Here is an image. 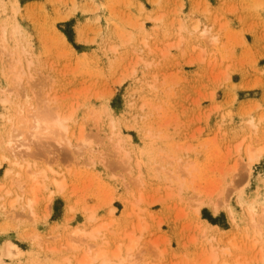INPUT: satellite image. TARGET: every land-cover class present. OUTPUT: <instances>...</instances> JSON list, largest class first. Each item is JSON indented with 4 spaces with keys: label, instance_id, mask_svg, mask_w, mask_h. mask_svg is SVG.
Listing matches in <instances>:
<instances>
[{
    "label": "rangeland",
    "instance_id": "obj_1",
    "mask_svg": "<svg viewBox=\"0 0 264 264\" xmlns=\"http://www.w3.org/2000/svg\"><path fill=\"white\" fill-rule=\"evenodd\" d=\"M2 1L3 95L71 115L72 129L71 144L56 132L0 149L2 263L104 250L123 264H264V156L248 165L264 144V0ZM6 112L0 101V126ZM100 225L105 235H73ZM8 240L19 255L3 253Z\"/></svg>",
    "mask_w": 264,
    "mask_h": 264
},
{
    "label": "bare ground",
    "instance_id": "obj_2",
    "mask_svg": "<svg viewBox=\"0 0 264 264\" xmlns=\"http://www.w3.org/2000/svg\"><path fill=\"white\" fill-rule=\"evenodd\" d=\"M16 4L14 5V7L16 9H18L17 7V3L18 0H15ZM7 10V7L5 6V4L3 3L2 0H0V13L1 12H5ZM199 24L195 25V28H198ZM0 29L3 31V36L2 38L0 37V41H5L7 38V27H5L4 25L0 26ZM207 31V30H205ZM12 36L14 35H19V36H23L24 32H25V28L23 27V25H21L20 23H16L15 25L11 26V30H10ZM215 40V36L211 37V41ZM6 88H2L0 87V101L1 103H3V106H5V108L7 109V112L3 114V119L5 120V123L3 126H0V149H4V150H8L13 152L14 154L18 153V152H22L24 151L25 148L29 147V145H27L30 141H27L29 138L32 140H37V139H41L42 137V141L46 142L49 139L51 140H57L58 138L56 137L57 135L55 134L57 133H61L62 136L58 139L59 143H63L66 142L68 144L72 143V139L70 137V132H72V129L70 128V116H63L62 114H60L59 112H52L50 113L47 111H44V113H34V112H28L27 109H25V107L18 102V100L14 101L13 99L9 98L7 95L10 93L9 90L6 92ZM6 93L7 95H3V93ZM9 105V106H8ZM32 109V107H31ZM36 110V108H33V110ZM39 111V110H38ZM43 112V111H42ZM46 112V113H45ZM249 125L253 128H255V130H258L260 128V124L258 121L250 119L249 120ZM3 127V128H2ZM58 134V135H59ZM44 135L46 140L43 139L44 137L42 136ZM54 135V136H53ZM56 135V136H55ZM48 136V137H47ZM50 137H54L55 139H52ZM28 138V139H27ZM49 138V139H47ZM57 138V139H56ZM81 139L84 141L85 138L83 136H81ZM38 141H34L35 143H38ZM86 141V140H85ZM50 142V140L48 141ZM33 143V142H32ZM249 153H248V165H249V170L252 169V163L253 162H257L259 161L263 156H264V144L259 145L258 147L251 149L249 148ZM4 158H7V156H4ZM14 163H17L16 161H12ZM2 164V161H0V166ZM11 172V167H9V169L7 170V174H10ZM42 177H46V171L45 170H40V171H35L31 174V179L33 181H35V183H38V181L41 179ZM40 177V179H39ZM57 185L59 186H63L64 182L63 181H59V180H54ZM1 183V182H0ZM1 186V185H0ZM40 186H46L45 183L41 182V180L39 181V183L37 184L36 187H40ZM1 188V187H0ZM7 192H10V189H7ZM2 197V195H0V198ZM38 199L36 197L33 198H29V200L27 201V207L29 208V212L33 215H35L36 212V208L35 206L37 205ZM12 205L14 204V201L11 202ZM70 210H71V206H69ZM213 210L218 212L219 210V205L218 204H214L212 206ZM75 210V208H73ZM72 212V210L70 211ZM230 212L233 216V218H235V215L233 213V210L230 209ZM96 218L94 212L90 213L87 216V220L89 221H93ZM103 225L97 226L94 229L91 230H85V229H81L80 227H75L73 230V235L75 237H80V239H83V237H88V238H97L99 236L105 235L106 231L105 229L102 228ZM107 227V226H105ZM73 236V237H74ZM98 240V239H97ZM83 240L74 242L71 246L74 250H77L78 248L81 247V243ZM85 241V240H84ZM96 241V240H93ZM137 240L133 239L131 244L128 247V251H129V255H133L134 254V246L136 244ZM3 249L4 250V254L5 255H19L21 253L20 249L10 240L6 241L3 245ZM92 246V245H91ZM115 258H120L119 260H112L111 258L106 256V252L104 250H100L98 251L94 257H90L88 256L87 260L82 261L81 264L85 263V262H91L92 260H100L99 264H123L124 263V259L120 256V252L117 251L114 255ZM111 261L113 263H111ZM0 264L2 263V259L0 257ZM73 264V263H70Z\"/></svg>",
    "mask_w": 264,
    "mask_h": 264
}]
</instances>
